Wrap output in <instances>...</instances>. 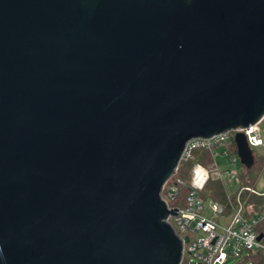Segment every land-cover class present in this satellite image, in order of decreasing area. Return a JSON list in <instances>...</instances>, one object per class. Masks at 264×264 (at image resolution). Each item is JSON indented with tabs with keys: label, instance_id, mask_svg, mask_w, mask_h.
<instances>
[{
	"label": "water",
	"instance_id": "95a60500",
	"mask_svg": "<svg viewBox=\"0 0 264 264\" xmlns=\"http://www.w3.org/2000/svg\"><path fill=\"white\" fill-rule=\"evenodd\" d=\"M262 116L264 0H0V264H181L163 184Z\"/></svg>",
	"mask_w": 264,
	"mask_h": 264
},
{
	"label": "built area",
	"instance_id": "2783aa9c",
	"mask_svg": "<svg viewBox=\"0 0 264 264\" xmlns=\"http://www.w3.org/2000/svg\"><path fill=\"white\" fill-rule=\"evenodd\" d=\"M237 131L244 134L253 158L257 156L254 149L264 148V116ZM235 133L230 131L189 141L180 162L189 159L198 148L208 152L211 162L209 165L195 162L188 181L176 175L177 167L162 186L161 194L167 207L177 208V214H169L167 221L181 238L188 237L183 243L182 260L188 254L194 264H222L228 256L264 255V166L252 184L242 183L248 168L241 164L237 155ZM217 154L229 155L234 168L220 169L214 162ZM210 178L222 184L225 203L201 197L200 192ZM253 197L261 198L260 203L252 202ZM206 201L210 204L208 213L204 212ZM258 235H261L259 239Z\"/></svg>",
	"mask_w": 264,
	"mask_h": 264
},
{
	"label": "trees",
	"instance_id": "16d2710c",
	"mask_svg": "<svg viewBox=\"0 0 264 264\" xmlns=\"http://www.w3.org/2000/svg\"><path fill=\"white\" fill-rule=\"evenodd\" d=\"M253 159H254L253 165L245 170V175L242 178L243 184H252L258 175L259 169L261 168L262 164H264V157L262 156L257 155L254 156ZM195 162H199L204 165H209V163L211 162V158L209 157V154L206 150L201 148L195 149L193 150L192 155L189 159L182 160L179 163L176 175L182 178L183 180L188 181L191 166ZM200 195L204 200L212 199L220 203L226 202V195L223 190V186L220 183V181L215 178H210L207 181L205 187L200 192ZM251 201L254 202L255 204H259L261 198L253 197ZM246 259H251L253 264H264V255H262L261 253H253L248 257L243 258L241 263ZM181 264H188V263H184V259H183Z\"/></svg>",
	"mask_w": 264,
	"mask_h": 264
},
{
	"label": "rangeland",
	"instance_id": "374dc122",
	"mask_svg": "<svg viewBox=\"0 0 264 264\" xmlns=\"http://www.w3.org/2000/svg\"><path fill=\"white\" fill-rule=\"evenodd\" d=\"M254 151L258 154V155H262V157H264V148H256L254 149ZM214 162L215 164L220 168V169H233L234 166L231 163V159L229 155H222V154H217L214 158ZM262 166H264V164H262ZM261 166V168H262ZM261 168L258 171V174L261 170ZM231 185L232 187L234 186V181L233 179H231ZM210 209V204L206 201L204 203V212L208 213ZM243 256H228L226 261H224L222 264H253V262L251 261V259H246L244 260L242 263ZM184 263H188V264H194V260L188 255L185 254L184 256Z\"/></svg>",
	"mask_w": 264,
	"mask_h": 264
}]
</instances>
